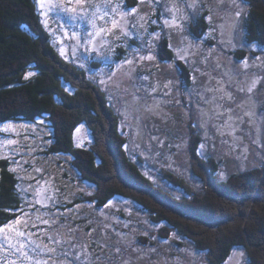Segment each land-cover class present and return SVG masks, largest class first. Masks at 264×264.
Returning a JSON list of instances; mask_svg holds the SVG:
<instances>
[{
  "label": "trees",
  "instance_id": "1",
  "mask_svg": "<svg viewBox=\"0 0 264 264\" xmlns=\"http://www.w3.org/2000/svg\"><path fill=\"white\" fill-rule=\"evenodd\" d=\"M244 1L249 7L243 25L244 39L264 53V0ZM125 3L131 10L138 7L140 0ZM42 17L39 0H0V128L42 121L40 126L46 130L44 140L31 137L45 143L38 156L46 161L58 160V171L46 182L37 181L31 192H25L14 164L0 158V226L23 216L25 211L31 214L25 217L31 224L44 212L71 210L66 217H60L59 223L73 227L69 222L87 216L88 209L104 219L111 201L129 200L152 222L164 225L160 231L163 238L175 233L184 240L173 239L175 244L182 247L186 241L203 252L210 264H225L237 249L245 251L246 264H264V166L234 173L229 180L221 181L217 174L219 164L214 159L203 161L197 152L201 136L192 127L191 156L200 167L195 172L202 188H193L166 170L162 172L165 180L185 196L178 199L157 187L141 169L143 159L133 162L128 153V136L121 129L122 118L98 81L90 77L89 69L96 71L103 63H91L85 69L64 57ZM207 18L208 12L192 21L190 30L197 41H203L210 31ZM139 29H131L135 32L130 37L117 40L122 44L129 39L131 45L139 48ZM170 44L163 36L158 60L175 63L182 80L190 85V69L176 59ZM125 55L124 49H120L116 60L122 61ZM236 58L245 60V53L239 52ZM83 126L91 139L81 147L75 134ZM1 132L0 137H9ZM37 190H41L39 195ZM53 194L60 201L56 208L51 207V201L48 207L35 203ZM110 216L127 220L123 208L112 211ZM78 222L74 225L82 226L80 229L91 233L94 240L96 222L89 223L85 218ZM23 226L22 221L13 227ZM47 227L37 222L36 228L27 230L36 232ZM98 230L103 237L105 231ZM3 235L0 233V237ZM90 237L88 245L99 253L102 248L97 242L92 243ZM8 255L7 251H0V264H11L13 258Z\"/></svg>",
  "mask_w": 264,
  "mask_h": 264
},
{
  "label": "rangeland",
  "instance_id": "2",
  "mask_svg": "<svg viewBox=\"0 0 264 264\" xmlns=\"http://www.w3.org/2000/svg\"><path fill=\"white\" fill-rule=\"evenodd\" d=\"M39 2L44 24L47 26V30L52 33L55 39L54 42L57 43L64 57L73 59L74 62L82 65L85 69L91 63H103V66L96 71L89 69L90 77L93 81H98L100 87L107 93L113 109L122 118L121 129L128 136V153H130L133 162H139L137 160L138 158L143 159V163L140 164L141 169L146 175V178L150 179L157 187L164 189L165 192L172 194L178 199L185 196L181 189H178L165 180L162 172L166 170L177 175L185 183H188L189 186L197 189L202 188L203 183L196 176L195 172L199 171L200 167L197 165V161L193 160L191 156L192 140L190 132L192 127L197 129V134L201 136V143H199L197 152L203 161L214 159L219 164L217 174L221 181L229 180L230 176L234 173L238 174L249 169L264 166V119L260 118V114L264 112V103H260L256 107L257 123L252 126L245 123L242 126L251 133L250 135H243V139L240 142L242 146H247L248 148V152L245 154L242 152V147L232 149L230 146L233 142L232 137L227 134L221 136L212 124L208 125L207 136L205 135L206 129L200 126L198 114L201 107L207 108L209 105L204 104L197 95L189 97L186 94V89H191L194 86L193 75L197 77L196 87H200L201 85L214 86L216 84L215 79L209 82L208 76H201L199 72L194 73L193 69L200 68L201 70L207 69L211 71V69L215 68L217 62H219L221 68L212 71L211 75L223 79L226 88L229 87L227 85V77L223 76V70L226 69L239 72V79L244 78V73H248L249 75L254 73L256 76L261 77L254 95L256 100L264 102V66L260 63V61H264V53L262 48L248 45L244 39L245 32L243 25L246 15L249 12V7L244 0H238L240 6L244 9V12L238 19L233 14L239 9L235 5L230 6V0H224L223 4L218 3V0H197V8L195 11L187 7L188 3H191L192 0H176V3L180 4L190 17L195 14V18L198 19L206 12H208V17L211 15V21L208 20L210 23V31L208 35L203 36V41H197L192 36L190 27L193 20L187 24L185 32L182 34L164 26L163 20L169 18L170 13L163 11V15H161V10H164L165 3H170L171 0H159V3H156V0H152V3L155 5L154 8L149 6L147 0H145V3L140 2L138 7H135V9L138 8V11L134 16L129 17L130 21L141 14H146L145 28L139 29V33L143 35L142 39L139 38L138 46L141 48L145 42L151 40L154 44L151 54L155 57L153 61H144L138 69V74L148 75L150 82H159L161 85L156 93L147 97L149 103L154 102L153 96L161 102V115L153 116L145 114L147 118L140 121V128L136 127L134 118L131 121L132 126H130L129 120L125 119L126 106L123 100L118 95H113L111 87H106L99 83L101 79H107L105 73L109 70V63H113L114 70V62H118L116 58L119 56L120 49H124L126 52V55L123 56L125 58L129 56L130 49L137 48V46L131 45L129 39L126 40L127 42L121 44L114 36L109 35L107 39L112 41L115 47L112 52L108 53V59L105 60L102 56L97 57L95 54L89 56L82 47L78 46L77 40L71 35L68 14L58 12V10H50L47 0H39ZM95 2L100 3L101 0H95ZM125 2L126 0H119L122 8L128 10ZM65 3H67V0H65ZM152 21H155V23H152ZM233 21L236 22V29L229 32L228 26ZM100 23L103 22L98 21V24ZM62 25L63 27H61ZM221 25H223V28H221ZM87 27V24L81 22V27L78 30L81 38L85 35L84 29ZM162 27L164 28L163 31ZM131 29L130 31H133ZM65 31H68L67 36H65ZM156 33L160 34L159 37H155ZM163 36H166L170 41L171 49L176 59L181 60L190 69V85H186L182 80L181 72L175 63L170 64V62H161L158 60V46ZM182 36L187 37L183 43L181 42ZM189 41L193 45H198L199 50L193 47L191 51L195 52V55H189L187 60L182 59L180 57L184 53L178 56L175 49L183 48ZM80 43H83V39H81ZM210 44H213V46H210ZM209 52L211 55H209ZM239 52H242V54L245 53V60H247L249 65L248 68H245L242 63L245 60L242 61L236 58ZM141 54L144 53L142 52ZM251 54L260 57V61H257V57ZM205 56H208L206 63L203 62ZM192 61H195V63H192ZM117 75L121 76L122 73H118ZM168 80L174 82V91L171 96L164 95L167 89H164L162 86ZM207 95L210 96L211 93ZM237 95L241 94L237 93ZM128 99L131 100V97H128ZM162 117H166L167 122ZM245 120H247V117ZM42 123V121L35 125L23 123L20 125H11V128H0V132L3 131L4 134L9 136L0 137V158H7V160L14 164V170L19 173L24 182L22 185H24L25 192H31V190L36 188L37 181L46 182L47 179L56 175L55 173L58 171V165L56 164L58 160L51 159L46 161L42 159L43 157L38 156L37 152L45 143L31 137L35 136L42 141L44 140L46 130L43 126H40ZM212 123H222V120L213 121ZM21 125H27L28 127H20ZM257 127L259 128V132H257ZM148 134L159 136L163 140V147L157 141L151 140ZM237 135H242V133H237ZM75 139L77 145L82 147L90 141L91 137L89 131L83 126L77 130ZM8 140H14L16 143L8 144ZM256 140L259 143H254ZM222 141H228V143H222ZM149 144H151V148H149ZM60 159L63 160L64 158ZM36 169H40V171H36ZM90 190H92V187ZM117 208H123L127 220L110 216L112 215V211ZM107 212L108 215L104 219L103 217L99 219L96 212L93 211L92 214V210L88 209V212H86L87 216L83 215L78 217L75 222H69L73 227L77 226L74 224L79 223L78 221L84 218L89 223L96 222V235H94V240L92 237L84 235V229H80V232L77 231L74 237L76 236L75 239H80L86 244H88L90 240L88 237H90L92 243L94 241L102 242L109 246L100 250L98 253L92 251L91 247L93 245H88V251L92 253L93 260H95L96 256L104 258L100 264H124L125 261L128 264H210L206 255L203 252H199L193 245L188 244L186 241L182 247L175 244L173 239L176 241H184L180 237H177L175 233H172V236L168 239L163 238L160 231L164 225L152 222L148 214L139 210L129 200L114 199L109 203V210ZM105 224L107 227H105ZM98 225L105 231L103 237L102 234L101 237L99 236L98 229L100 228ZM62 231H64L66 236L67 230ZM45 237L43 242L46 243ZM35 239L39 240L38 237H35ZM75 239L73 242H75ZM116 247L120 248L119 254L113 251ZM240 252L244 253L243 261L246 262L245 251L237 249L225 264H237V260L241 259L237 255ZM8 254L13 260H17V257L15 258L10 253ZM108 257H111V260H107ZM8 260L5 259V262ZM61 261H63V264H77L71 255L67 259L60 258L56 260L55 264H61ZM17 264H27V262L21 261L20 263L17 262ZM49 264H53V262L50 261Z\"/></svg>",
  "mask_w": 264,
  "mask_h": 264
},
{
  "label": "snow or ice",
  "instance_id": "3",
  "mask_svg": "<svg viewBox=\"0 0 264 264\" xmlns=\"http://www.w3.org/2000/svg\"><path fill=\"white\" fill-rule=\"evenodd\" d=\"M140 2L145 3V0H140ZM47 3L50 10H58V12L68 14L71 35L77 40L78 46L82 47L89 56L95 54V56H102L107 60L108 53L112 52L115 47L112 41L107 39L109 35L114 36L115 39H120L121 35L130 37L133 34L130 28L136 29L137 26L145 28L146 14H141L130 21L129 17L134 16L138 8L124 10L119 0H116V2L114 0H101L100 3H96L95 0H67V3H65V0H47ZM147 3L149 6L155 7L152 0H147ZM156 3H159V0H156ZM218 3L223 4L224 0H218ZM231 5H235L239 9L233 14L238 19L244 12V9L240 6L238 0H230ZM187 7L195 11L197 0H192L191 3H188ZM164 11L170 13L169 18L163 20L164 26L180 34L185 32L186 26L191 20H195V14L190 17L184 8L176 3V0L165 3ZM207 19L211 21V15ZM98 21H102L103 23L98 24ZM81 22H84L88 26L84 29L85 35L82 38L78 32ZM152 23H155V21H152ZM221 28H223V25H221ZM228 28L229 32L234 31L236 29V22L233 21V23L229 24ZM137 34L141 37L143 35L139 32ZM67 35L68 31H65V36ZM159 35V33H156L155 37H159ZM81 39H83V43H80ZM186 39V36H182L181 42L183 43ZM125 46L127 47V45ZM169 46L171 47V44ZM193 47L199 50L198 45H193L189 41L183 48H177L175 51L178 56L184 53L180 58L187 60L189 55H195V52L191 51ZM152 48H154V44L151 40L145 42L141 48H131L129 56L125 57L122 61L114 62V70L113 63L108 64L109 70L105 73L107 79L99 81L101 85L111 87L113 95H118L123 100L126 106L125 119L129 120L130 126H132L131 121L134 118L137 128L141 127L140 121L147 118L145 114L158 116L162 112L159 100L155 99L154 96L153 103H149L147 100L148 96L156 93L158 88L161 87L160 83L150 82L148 75L138 74V69L144 61H153L155 59L154 55L151 54ZM142 52L144 54H141ZM209 55H211L210 52ZM256 59L260 61V57ZM207 60L208 56H205L203 62L206 63ZM192 63H195V61H192ZM242 63L245 68L249 67L247 60ZM260 63L264 66V61H260ZM220 68L221 64L219 62H217L215 68L211 69V71L194 68V73L199 72L201 76H208L209 82L215 79L216 84L211 87L208 85L196 87L197 77L193 75L194 86L191 89H186V94L189 97L197 95L204 104L209 105L207 108L201 107L198 114L200 126L206 129L205 135L207 136L208 125L212 124L221 136L227 134L232 137L233 142L230 145L232 149L242 147V152L246 154L248 148L247 146H242L240 142L243 139V135H250L251 133L242 126L245 123L249 126L257 123L256 107L258 104L264 102L256 100L254 93L258 83H260L261 77L256 76L254 73L251 75L244 73V78L239 79V72L226 69L223 70V76L227 77V85H229L226 88L223 79L211 75L212 71ZM118 73H122V75L118 76ZM173 85L174 82L172 80L163 83V88L167 89L164 95H172L174 91ZM208 93H211V95L208 96ZM237 93L241 95H237ZM128 97H131V100ZM246 117L247 120H245ZM162 118L167 122L166 117ZM260 118L264 119V112L260 114ZM220 120H222V123H212L213 121ZM7 127L11 128L12 126L8 125ZM20 127L28 126L21 125ZM257 132H259L258 127ZM237 133H242V135H237ZM148 135L151 140L157 141L163 147V140L159 136ZM7 143L14 144L16 141L8 140ZM222 143H228V141H222ZM254 143H259V141L256 140ZM149 148H151V144H149ZM36 171H40V169H36ZM40 191L37 190L36 194L39 195ZM48 201H51L53 209L60 203L55 194L46 196L43 201L36 200L35 203H41L43 207H48ZM28 203L33 202L29 201ZM77 207L80 206L78 205ZM67 211L71 210L44 212L37 215L36 221L31 224L25 219V217H30L31 214L26 211L23 212V216L6 223L4 226H0V233L4 234L3 237H0V251H7L17 257V260L11 261V264H17L18 261H24L27 264H49L52 261L55 264L56 260L60 258L67 259L69 255L73 257L74 262H77V264H100L104 258L96 256L95 260H93L92 253L88 251V244L83 243L80 239H75L74 234L80 230V226L70 227L67 224L59 223L60 217L67 216ZM22 221L23 227H13L14 225H21ZM37 222L48 227L46 229H38L36 232L27 230L29 228H36ZM62 230H67L66 236ZM10 233H14V235H10ZM41 233L46 234V243L43 242L44 236ZM84 235L91 236V233H85ZM33 237H38L39 240L33 239ZM74 239L75 242H73ZM97 243L102 249L109 247L102 242ZM113 251L119 254L120 248L116 247ZM237 255L241 258L237 260V264H246L243 261L244 253L240 252ZM107 260H111V257H108ZM61 264H63V261H61ZM124 264H128V262L125 261Z\"/></svg>",
  "mask_w": 264,
  "mask_h": 264
}]
</instances>
